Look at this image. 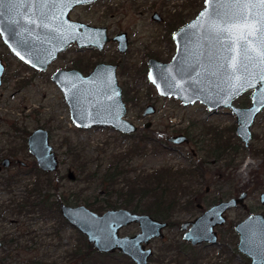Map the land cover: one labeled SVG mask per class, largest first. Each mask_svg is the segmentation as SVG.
I'll use <instances>...</instances> for the list:
<instances>
[{
	"label": "rangeland",
	"instance_id": "obj_1",
	"mask_svg": "<svg viewBox=\"0 0 264 264\" xmlns=\"http://www.w3.org/2000/svg\"><path fill=\"white\" fill-rule=\"evenodd\" d=\"M203 6V0H100L77 6L69 14L71 20L106 27L110 37L125 32L128 38L127 50L119 52L116 42L111 41L101 51L79 49L72 44L45 71H37L18 60L0 38V58L6 63L5 79L0 88V130L9 129L7 123L11 122H16L24 130L27 128L32 131L37 127L46 129L58 159L56 172L61 179L59 183L64 195L77 192L80 197L91 202L96 199L98 202L95 206L109 201V207L99 214L108 209L122 208L123 200L115 194L107 197L97 181L89 184L82 179L76 181V171L70 166L71 158L65 153L70 143L78 147L89 160L91 170L99 167L100 172H103L109 160H114V155L127 151L141 136L151 139L150 147L147 145L142 152L127 154L123 158V164L130 170V181L135 174H145L161 167L194 170V176L181 177L186 189L184 193L180 192V203L171 218L179 224L195 218L219 200H227L233 194L238 196L246 191L244 203L247 209L237 207L229 210L227 223L218 230V243L204 250L198 263L212 264L214 261H226L219 252L224 242L235 243L236 236L231 230L233 224L244 218L247 210H264V205L259 202V195L264 193V108L254 118L251 126L254 137L245 146L235 134V115L228 108L209 111L199 102L184 106L177 99L158 95L153 84L147 80V59L154 57L168 62L175 50L171 37L174 28L177 29L195 17ZM153 13H157L161 21H154ZM178 14L181 19L172 24L171 21ZM89 60L94 64H117L118 84L124 92H129L123 93L126 117L138 127L134 136H121V133L109 127L77 128L70 120L67 104L62 92L51 80V74L57 69L72 67L78 61L85 64ZM88 70L90 72L91 67ZM249 95L250 92L244 93L234 105L249 104ZM147 105L154 106L155 112L143 117ZM148 123L149 126L145 128ZM214 128L218 129L219 140L227 141L230 145L218 157L206 153L207 149L215 147L217 141ZM178 134L188 137L189 143L173 144L167 140ZM154 144L158 147L153 148ZM20 156L31 164L32 159L25 153ZM247 162L250 163L246 166ZM9 172H18V168ZM53 174L51 177L56 179L57 175ZM21 175L17 177L21 180L11 187L13 191L10 196L0 186V208L6 209V212L14 211V205L11 204L19 201L23 186L30 185L38 174L34 169V172L26 176ZM128 183L121 177L113 188L126 190ZM106 199L108 201H103ZM189 201L192 202L187 204ZM136 202L137 198L134 204ZM138 202L143 206L148 203L143 199ZM127 209L132 210V207ZM40 214L34 210L28 215L32 220H27L25 216L13 217V220H19L13 224L10 223L12 216L6 218L1 230L8 237H17L19 248L12 250V256L4 261V251L0 250V264H64L67 251L77 242L80 233L69 227L63 231L60 241L54 239L53 235H48L52 232L50 228L53 221ZM138 231L137 224H130L120 229L119 234L133 235ZM182 234L178 225H174L164 230L163 239L151 240L154 258L148 264H160L156 257L160 252L163 255L165 244L177 245L182 240ZM172 255L169 253V256ZM170 259L167 256L161 264H169Z\"/></svg>",
	"mask_w": 264,
	"mask_h": 264
},
{
	"label": "water",
	"instance_id": "obj_2",
	"mask_svg": "<svg viewBox=\"0 0 264 264\" xmlns=\"http://www.w3.org/2000/svg\"><path fill=\"white\" fill-rule=\"evenodd\" d=\"M96 1L99 0L62 4L60 0H0V38L18 60L37 71H45L72 44L79 49L101 51L111 41L116 42L119 52H125L128 47L125 32L110 37L106 27L70 19L69 14L75 7ZM203 4L195 17L172 33L175 50L168 62L153 57L147 59V80L158 95L177 99L184 106L199 102L209 111L228 108L236 118V135L247 145L254 118L264 108V80L261 79L264 56H261L259 33L256 37H249L247 45L237 43L235 53L230 52L232 41L228 39V33L217 32L214 26L223 27L231 22L209 15L213 8L211 0H204ZM250 11L255 14L259 9ZM152 19L161 21L157 13ZM252 23L255 24L256 20L253 19ZM247 31L240 22L236 25L235 35L239 38ZM230 59L239 61L234 73L228 68ZM3 71L0 60V84ZM116 72V64L99 62L87 74L75 68L57 69L51 74V80L62 92L75 127H109L122 134L137 131L138 127L126 117L127 108ZM246 92H250V105L236 107L233 101ZM154 111V106L147 105L143 116ZM148 126L149 123L144 127ZM167 140L173 144L188 141L182 134ZM27 144L41 170L54 172L58 169V159L47 130L35 129ZM245 197L243 192L238 198L220 201L194 220L182 222L179 225L182 239L192 245L216 244L218 238L214 228L225 222L226 210L242 204ZM260 200L264 203V193ZM59 210L67 223L83 235L96 252H119L133 264L149 263L154 254L151 240L162 238L169 225L149 214L124 208L108 209L99 214L85 205L61 203ZM130 224H137L139 231L121 236L120 229ZM235 230L239 234L238 250L252 260L251 264H262L258 252L264 246L256 236L264 235V215L250 214L235 225Z\"/></svg>",
	"mask_w": 264,
	"mask_h": 264
},
{
	"label": "trees",
	"instance_id": "obj_3",
	"mask_svg": "<svg viewBox=\"0 0 264 264\" xmlns=\"http://www.w3.org/2000/svg\"><path fill=\"white\" fill-rule=\"evenodd\" d=\"M180 19L181 15L178 14L177 17L171 22L174 24ZM174 29L176 30V27ZM83 63V61L82 63L78 61V63L73 65V67L77 68L81 72H89L88 69L95 65L90 60L85 64ZM90 64L91 66H89ZM128 93L125 92L124 94ZM213 132L217 138V141L215 143V147L207 149L206 153L208 155L212 154L215 157H218L226 149H229L230 145L227 141L221 142L219 140L217 128H214ZM134 134L135 133L122 134L121 136L129 137L134 136ZM151 141V139L141 136V138L137 139V141L134 142L127 151L122 152L118 156L114 155V160H112V158L109 160L103 172H100L99 167L91 170L89 167V160L85 157V155H83L81 150L79 151L78 147L73 146L71 143L68 144L65 153L69 158H71L72 162L70 163V166L76 171L74 176L76 181L82 179L83 182L85 181L87 184L97 181L98 185L102 188L107 197H111V195L115 194L117 197L123 200L122 208L127 209L132 207L131 211L133 212L152 215V217L154 216L153 218L168 222V227L179 225L178 222L172 221L171 218L175 212V208L180 203V199L182 197L180 192L184 193V190L186 189L185 185H183V180L181 177L192 174L194 176L195 171L191 169H173L172 167H161L150 172H146L145 174H135L133 180L131 179L132 181H130L128 177L130 175V170H127L126 166L123 164V158L127 154L130 155L131 153L142 152L148 147L147 145H149ZM152 147L157 148L158 146L154 144ZM232 151H234L233 148ZM121 177L124 179V181L127 180L129 182V186H127L126 190L116 188V190H114L113 186L115 187L117 180ZM38 178L39 173L37 175V181ZM58 179L61 180L60 177H58ZM36 184L38 183L36 182ZM41 184H44V181L41 180ZM44 185L49 188L48 191H51V193L41 194L40 189L36 188L35 186L36 200L34 207L35 209L40 210L42 213H50L51 216H57V240H59L60 230L63 229L65 231L71 227L67 222L62 220L58 211H54L56 208H58V202H64L67 205H85L97 213H100L103 209L109 207L108 199L103 200L108 201L106 204L95 206V203L98 202L96 199L91 202L86 198L80 197V194L77 192H71L69 196H65L61 190V184L55 186V181L51 175L48 176V184L45 181ZM136 198L137 202L134 204V200ZM142 199L148 202L144 206L138 202ZM191 202L189 201L187 204H190ZM162 252L163 255L160 252V254L156 257V260L160 264L163 262V259H166L167 256L171 258L169 264H198L200 259L203 257V251L196 250L181 242L177 245H172L171 243L165 244ZM169 253H173V255L169 256ZM153 258L154 256L150 259V261L153 260ZM64 263L133 264L127 257L123 256L119 252H113L110 254L96 252L87 243L86 238L81 234L78 236L77 242L73 245V247L67 251ZM214 264H232V262L229 259L225 262L216 261Z\"/></svg>",
	"mask_w": 264,
	"mask_h": 264
},
{
	"label": "flooded vegetation",
	"instance_id": "obj_4",
	"mask_svg": "<svg viewBox=\"0 0 264 264\" xmlns=\"http://www.w3.org/2000/svg\"><path fill=\"white\" fill-rule=\"evenodd\" d=\"M203 2H204V0H203ZM86 5H89V4H86ZM0 60H1L2 64L4 65V71H3V74L1 76V84H0V88H1L2 82L5 79L4 78V73L6 72V63L4 62V60L2 58H0ZM109 64H113V63H109ZM72 68H75V67L72 66V67L64 68V69H72ZM75 69H77V68H75ZM83 74H85V73H83ZM123 93H125L124 90H122V98H123ZM236 100L233 101V104H234V102ZM123 101H124V99H123ZM124 103H125V101H124ZM249 105H250V102H249V104H239V105H235V106L236 107H247ZM144 111H145V109H144ZM142 116H143V113H142ZM143 117H145V116H143ZM0 121H2V120L0 119ZM7 126H8L9 129L0 130V186H2L3 188H5L4 189L5 192L10 196L11 193H12V191H13V188H11V187H13V184H16L17 182H19V180H21V179H18L17 178L21 174H22L21 176H24V175L26 176L27 174H30V172H34V169H35V171H37V174L39 173V178H38V181H37V178H36V180L34 179L33 182L30 183V185H28V184L26 185L25 184L23 186V189H21L22 196H21V198H19V201L15 202L14 204L13 203L11 204V201L12 200L10 201V204L11 205H14V211H10L9 212V210H8V212H9L8 213V212L5 211L6 209L3 210V209L0 208V232L2 233V236L0 237V250L3 249V251H4L3 261L9 259L12 256V254H11V251L12 250H15V249L19 248L18 238L17 237H8V235L3 230H1V227H2L1 225L7 221L6 218L9 215L12 216L10 218V223L13 224V223H18L19 222V220H13V217H17L18 218L20 216H25V217H27V220H32V219L29 218L28 215L31 214L34 210H37V211H39L41 213L40 214L41 216H44L49 221H53V226H52V228H50V230H52V232L49 233L48 235L49 236L53 235L54 239H57V235H56V231H57L56 229L58 227L57 216L56 215L51 216L50 213H42L40 210L35 209V207H34V203H35V200H36L35 186H36V188L40 189L41 194H44V193L49 194V193H51V191H48L49 188H47L44 185L45 184V181L48 184V176L51 175L52 173H54L55 175H57V178L54 179L55 186H58L60 184L59 181H61V180L58 179L59 176H58V172H56L57 169L54 172H46V171L41 170L37 166L34 156L28 150L27 140H28L29 135L35 129L42 128V127H37L35 129H33L32 131H29L27 128H25V130H24L23 127H21V126L19 127V125L16 122L7 123ZM235 128H236V126H235ZM42 129H44V128H42ZM235 134H236V131H235ZM48 135H49V133H48ZM253 137L254 136L251 133V137H250V139L248 141V144L252 141ZM187 139H188V137H187ZM188 143H189V139H188L187 143H184V144H188ZM247 145H245V146H247ZM231 148H233V147H231ZM254 151L255 150L253 149L252 152L254 153ZM21 153H25L29 158L32 159L30 161L31 164H29L28 160H25V159L21 158V156H20ZM263 153H264V149H263ZM17 168H18V172H15V173L14 172H9L10 170L17 169ZM40 176H42V177H40ZM41 180L44 181V184H41ZM36 182L38 184H36ZM243 192L246 193V197L244 198L243 203L242 204H237L236 206L227 209L226 212H225V217H226L225 222L222 225L216 226L214 228V230L217 233V238L219 237V235H218V232L219 231L218 230H220L223 227V225H225L227 223V214L229 213V210H231L233 208H237V207H240V208H243V209H247L246 204L244 203L245 199L247 198V192L246 191H243ZM243 192H241L238 196L233 194V195H231L229 197V199H231V198H238ZM260 195H259L260 205H264V203H262L261 200H260ZM229 199H227V200H229ZM220 201H225V200H219L218 202H220ZM218 202H216V203H218ZM61 203H64V202H58V208H56L54 211H58V213H59L60 217L62 218V220H64L65 222H67L65 220V218L62 217V215L60 213V210H59V205ZM216 203H214V204H216ZM197 207L200 208L201 206L198 205ZM250 214H254V215H256V214H262V215H264V210H262L261 212H257V211H255V209H254V212H252V210L251 211H248L247 210V214H246V216L244 218H246ZM195 218H193L191 220H187V221H192ZM244 218H242V219L238 220L237 222H235L233 224V226L231 227V230L233 231L234 235L236 236L235 237L236 238L235 243L234 242H226V243L224 242L223 245L220 247L221 250H220L219 253H222V255L225 257L226 260H229L230 259V261L232 262V264H237V263L238 264H251V262H252V260L250 258L246 257L237 248L238 242H239V234L235 230V225L238 224L240 221H242ZM179 225H178V229H179ZM63 231L64 230L62 229L59 232V241L62 238ZM182 236H183V234H182ZM163 237L162 238H159V239H163ZM253 240H254V238H253ZM256 240L257 241L260 240L263 243V246H264V235H261L260 237L259 236H256ZM31 242L34 244L33 241H31ZM180 242L181 243H184V244H187L190 247H192V248H194L196 250H199V251H204L206 249H209L211 246L215 245V244L212 245V244H209V243H202V244H199V245H192L190 242H186L183 239ZM217 243H218V241H217ZM261 249H260V252H258L259 255L262 256V259L259 260V262L262 263V264H264V247H262ZM153 256H154V254H153ZM150 259H149V261H150ZM215 262L216 261H214L212 264H214ZM33 264H36V263L34 262ZM54 264H56V263H54Z\"/></svg>",
	"mask_w": 264,
	"mask_h": 264
},
{
	"label": "snow or ice",
	"instance_id": "obj_5",
	"mask_svg": "<svg viewBox=\"0 0 264 264\" xmlns=\"http://www.w3.org/2000/svg\"><path fill=\"white\" fill-rule=\"evenodd\" d=\"M62 4H71L80 2V0H60ZM213 4L209 15H214L221 21H230L231 24H225L223 27L214 26L217 32L228 33V39L232 41V46L228 49L235 53L236 44L244 43L247 45L249 37H256L259 33L261 41V56H264V0H211ZM257 8L259 11L253 14L250 9ZM255 19L256 23H252ZM242 22L248 29L247 33H241L239 38L235 35L236 25ZM239 66V61L233 62L231 59L228 62V68L234 73ZM238 79V78H236ZM264 80V74L261 75Z\"/></svg>",
	"mask_w": 264,
	"mask_h": 264
},
{
	"label": "bare ground",
	"instance_id": "obj_6",
	"mask_svg": "<svg viewBox=\"0 0 264 264\" xmlns=\"http://www.w3.org/2000/svg\"><path fill=\"white\" fill-rule=\"evenodd\" d=\"M250 162H247V164H246V166L249 164ZM243 171V170H242ZM242 171H241V173H242Z\"/></svg>",
	"mask_w": 264,
	"mask_h": 264
}]
</instances>
